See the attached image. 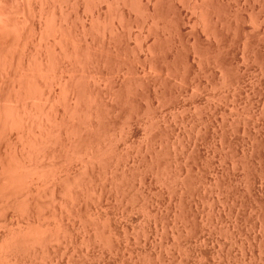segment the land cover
<instances>
[{
    "label": "rangeland",
    "instance_id": "374dc122",
    "mask_svg": "<svg viewBox=\"0 0 264 264\" xmlns=\"http://www.w3.org/2000/svg\"><path fill=\"white\" fill-rule=\"evenodd\" d=\"M9 1L7 0L8 7H11L12 9L14 7L13 10H15L16 12L10 13L14 14L12 15L14 16V18H21V16L25 15V13H21L20 7H16L20 5H18L15 0ZM90 1V3L88 1H85L88 2V5L87 3L85 5V2L82 3L83 5L80 4L81 6H79L78 10H69V13H71L72 15L71 20L73 21L72 31L76 27V29L80 31L82 25L86 27L87 25L89 26L90 23H93V19H91V16L92 13L97 11L101 13L100 16L105 20L100 19L101 23H99V28L97 27L98 23H96V26L94 25L96 21L89 27H87L88 29L83 28L85 30H88L84 31L83 33V35H86L84 36L86 38V43H89L87 47H89V50H92L94 46L101 51H105L109 47H111L113 48V53H117V57L115 56L117 60L116 58L112 57L109 59V62L107 61V63L101 59V61L97 65L99 68L96 65L94 66L96 67V69L98 68L99 71L101 70V72L105 75V77L102 78L97 72L94 74L95 76L96 74L99 75V77L96 76V78L99 79H96L94 76V79H96V81L91 78L95 81V86L97 85L96 87H99V89L101 87V89H103L102 92L104 91L103 98L107 96L105 98V101L107 99V102L109 100V102H111L110 98H112L111 96L113 95L109 92L110 87H108V84L109 86L111 83L115 85H123L121 82L124 81L125 77V79L131 78L129 80L131 81L130 83L132 92H134L133 89H135L132 88V86L135 87L134 83L141 82L142 88L147 94L146 97H148L139 98L141 100V103L143 102L142 104L138 102L139 105L141 104L140 109H137L138 111H140V113H136L137 110H134L135 112L133 111L129 114L131 116H129L127 115V112L124 108H118L119 110H113V112L108 115V122L116 127L115 132L117 134L115 141L121 146L123 145V147L121 148L122 150L120 149V151H125L126 154H124L125 152H122L123 155L121 154L123 156V160L121 158V162H119L120 168H117L119 166L115 167L119 163L114 165V161L113 164H111V167L109 165L108 168V165L104 168L105 164L101 162L100 163L102 164L101 166L103 169L107 168L106 171H108V174L105 173L106 175L111 176L110 173L114 170V168L116 169L114 170L116 171V174L119 169H123L124 173L126 172L127 174H125L129 175L126 177H129L130 181L133 180L134 183L137 182L136 184L139 183L143 185L144 189H147L148 193V196L146 198L147 205L151 208L153 207L152 209L154 211L156 210L155 214L153 215L148 213V211L142 206L141 199L137 195L133 194L135 192H133L132 187L130 189L129 185L131 183L127 184L129 187L128 188L126 186V182H122L123 186H126L125 188H123L122 186L123 190L128 188V190H125L126 193L122 192L123 190H119L116 192V190L113 189L115 187L113 185L115 184L113 182L114 180L112 179V176L110 177L111 179L106 177L105 179L113 180L112 182L106 181V183H112L111 187L113 188H111L110 184L108 183V185L106 184L105 186V183H103L104 177L101 176L105 171L101 169V167H98L100 164L97 165V163H95V167L93 166L92 170L98 171L95 169L97 167L99 171L103 170L102 174L100 176L98 175V177L103 178V180L100 179L102 181L100 182L98 179V183H103L102 185L106 187L105 189V187L103 186L105 192L104 189H101L102 192H104V196L101 200V209H103V211L105 210L106 212H104L108 213V216L109 214H111L109 217L110 219L112 218L111 220H113L114 222L117 221L115 223H118L119 226H117L118 228L120 227L119 230L122 229L120 230L121 239L119 240L121 241V243H123L122 246L126 248L123 249L122 247L121 250H118L119 252H108L105 250L106 248L103 245H98L99 247L95 246L97 247V250L94 248L96 256L95 258L99 260V264L100 262L101 264H253V262L254 264H264V0H214L216 7H218V12L212 14V23L214 22V30L218 34L214 36L215 38L208 33L207 29H205L204 24H202L203 21H201L200 16L197 15L199 13H194L196 11H194L195 7L193 6V0H161V8L159 6L160 13L163 12L161 14V20H168V16L172 14L171 16H174L175 19L173 24L176 30L173 29L174 31L169 30V27L162 26L161 24L158 25V28L160 27L159 29H154L150 25L148 26V23H142V17L139 10L141 11V9L146 5L144 1L147 2V0H124L126 1L127 6L130 5L131 7L129 6V8H127L128 13L124 12L125 20L123 19L122 21L119 18L117 19L114 10L111 9L115 8L114 6H110V9H107L108 6L106 5L108 4V0ZM13 2L17 5H13ZM91 3H93L92 5L94 7H92ZM117 3L118 5H121L120 3H122V0H117ZM147 3L151 6L152 3L154 4V0H148ZM136 5H138L139 7ZM140 6L142 7L140 8ZM76 12L77 16L75 17L74 14ZM36 14L37 13L34 14L35 16H37L34 19V21H36L35 23H32L31 21L27 22V24L31 28H29V30H26L27 40L23 45V50L26 54H28L31 50L34 51L35 47H37L36 49H39L36 41L39 32V28L37 29V24L40 23V21H38L39 19L36 20L38 18V14ZM47 16H50V14H47ZM46 19L48 20L49 18ZM41 21H44V19H42ZM48 21H46L47 24ZM261 21H263V23ZM93 25L95 26L94 29ZM114 27L116 28L114 29ZM47 33L51 34V31ZM109 33L112 35L114 33L117 39L115 38L114 41H111V39H109ZM167 33L175 38L177 44H180L181 51L176 54L175 48L170 49V47L166 46L160 49L161 51L159 50L157 60L154 64L151 63L150 65V62H148V52L150 51L149 47H151L150 45H152V43H158L162 41L164 42V38L169 37ZM160 36L162 38H159ZM49 38L51 37L49 36L48 39ZM49 41L51 40L49 39ZM245 42L247 43L244 44ZM195 44L202 46V48H210L212 46L213 48H215L216 46L220 45L221 49L222 46L219 58L222 59V61H220L225 65V72L227 73L228 78L227 85H223L225 83L221 80V76L223 74V69L221 68V66L209 60L201 61L199 59L198 53L195 51L194 47H192L195 46ZM21 47L22 46L20 45V50ZM36 49L34 52H36ZM34 52L33 54L35 55ZM89 53L90 52L88 51V54ZM85 54L87 55V53ZM176 55H178L179 57ZM36 56H38V53H36ZM173 56L174 58L178 57L181 61H183L179 69L178 65L177 67H175V65L172 64L174 67H170V63L173 62ZM106 77L108 78L107 81L100 80ZM92 81L90 82L92 83ZM127 81H124V83ZM108 92L109 96L111 95L110 97L108 96ZM150 93H152V95ZM153 93H155V96H153ZM156 93L159 94L157 95ZM55 98L53 99V101H56ZM57 99L59 100V102H61V99L62 102L58 103L57 100L56 103L54 101L55 104L58 105L57 110L59 109V111L56 110V115L58 113H61V115H63L65 113L63 112V108L66 104L63 105V108L61 104L64 103V98ZM112 100L114 99L112 98ZM143 104H147V106H150L149 108L147 107V111H141V106H144ZM56 105H54L55 109ZM31 111L28 110V113L26 114L21 113L20 111L22 117H25L24 115H28L26 116L28 118L25 117V120L27 119L28 121H24L23 118L21 120L20 117L19 123L21 124L23 122V124L20 125V129L23 128L22 130H18V123L13 124L10 121L15 113L12 114V117L10 116V113H8L6 119L9 120H7L6 124H4L5 126L2 125L3 129H0V133L2 132V136L0 135V167L5 166L10 171L19 169V173H21L20 171L23 172V169H25L26 172L29 171L28 175H30L29 173L38 172L43 168L42 165L48 164V157L46 158V156H50L48 153L50 150H52V147L54 145L53 142L57 140L56 137L58 135L57 132L52 129H55V127L59 125V122L57 123L55 121H52L53 116H51L52 120L49 121L55 124H53V126L51 124L50 126L49 121H46V124L43 128L38 121H41L42 118V122L47 120L45 119V115L48 114H46V110H43L45 112H42L43 115L38 113L37 110L35 111V109L32 111V113L37 112L36 114L34 113L35 115L29 113ZM29 114H31V117H34V119H37V121L34 120L35 123L29 116ZM39 115L43 117L38 120ZM61 115L57 116L59 117ZM126 115L129 116V118L126 117ZM57 116L56 118L59 121L60 117L58 118ZM29 117L32 120H29ZM48 117L50 118L49 114L46 118ZM73 120L75 119L73 118ZM32 122L35 125L32 124ZM123 123L124 125H122ZM28 124L30 126L33 125L34 127L32 126L31 128ZM25 125L27 128L30 127L31 131L33 129V134L31 133V136H28L30 135V130L27 135L26 131H28V129L26 127H22ZM50 127L52 128L49 130H52V132H50L53 135L48 131V128ZM58 127H61V125ZM15 130H17V132ZM41 130H43V132ZM22 131L23 133L26 132L25 135L29 137L27 138L28 140L30 138H32L33 140V137L35 136V139L37 140L35 142L37 143H39V140L43 141V138H47L44 141L48 140V145H45L46 143L43 141V143H45L43 145L47 146V149H45L43 145L39 147L40 144L37 145L34 143V145V140L32 142L30 140L28 141L27 139L25 140V135L23 133L19 134V132ZM21 134L24 136H21ZM158 134H160L161 136L163 135L162 138L164 136L165 137L162 140L156 142V148L162 149L164 146H168L173 158V167L179 170L182 173V176L186 177L187 175H191L195 177L194 181L198 180V183L195 181V185H198H196L195 187L194 185L190 187L188 189L189 192H187L186 195L187 197L184 198V200L186 199V203H184L182 208L184 207V212L187 215L185 217L182 216V218L180 217L181 215H178L181 209V205L177 203V195L173 193L172 184L161 180L158 177V174H156L155 170H147L148 172L144 170L145 177H141V175H144L142 172L143 170L141 171V174L140 168L139 172H137L134 167L137 165L136 168H138V164H145V162L149 160V155H151L153 151L150 150L151 148H149L150 146H148L147 144L150 143L152 137ZM49 144L50 147L48 148ZM146 145L148 147H146ZM23 147L25 148L23 149ZM21 148L23 150H21ZM147 148L149 150H147ZM10 150H12V152L14 151L13 153L16 152L17 156L15 155V153L12 159H10ZM30 150L33 151V153ZM56 151L54 152L52 159L49 158V162L53 161V163H55V167L57 166L58 159H62V155H60L59 152ZM40 152L42 153L41 156H39L41 154ZM34 153L36 155L40 153L38 154L39 157H44L45 155L46 156L45 158H42L41 161L38 156L37 159H35L36 157L34 156ZM141 155L143 157L145 156L148 159H146L145 157L144 159ZM79 161V156H75L74 158L71 157V160L69 161L70 164L68 163V166L70 170H72V172L73 170H78L81 168V164ZM123 162L125 163L123 164ZM37 163L38 166L36 168H38L39 166H41L42 168L39 167V170L35 171L36 168L33 169V167H35ZM34 164L35 166H33ZM140 165L139 167H141ZM47 166H50V164H48ZM47 166H44V168H49ZM121 166H127L124 167L127 169H121ZM20 167L23 169H20ZM99 171L95 172L96 175L101 173V171L100 173ZM185 171L187 172L184 173ZM105 174L103 176H106ZM127 181L130 182L129 180ZM107 186L109 190L107 189ZM99 187H101V185ZM114 192H116L117 195ZM118 192L121 193H119L121 197H119L120 195L118 194ZM122 193H124V195ZM45 196H47L46 193L42 194L40 199L44 200ZM85 200L83 201V204L81 202L82 208L85 205H92V203L93 205L96 204L95 200L93 199H90V201L89 198H86ZM120 201L121 203H119ZM123 204L124 206H122ZM42 207L44 209H47L45 208V205H43ZM11 210H9V212H11ZM11 215L13 226L17 225V220L20 221L21 218H23L17 213L15 214V211H12V214L9 213V216ZM14 215L15 218L13 217ZM33 218L35 220L37 219L35 217ZM3 229L4 227L0 228V230ZM195 251H198L197 254H195ZM75 259L76 264H96L89 256H81L79 254L77 255V257L75 256ZM65 261L66 257L63 255H59L57 263L53 264H72L69 260H67V262ZM36 262L32 264H44L39 260H37Z\"/></svg>",
    "mask_w": 264,
    "mask_h": 264
},
{
    "label": "bare ground",
    "instance_id": "6f19581e",
    "mask_svg": "<svg viewBox=\"0 0 264 264\" xmlns=\"http://www.w3.org/2000/svg\"><path fill=\"white\" fill-rule=\"evenodd\" d=\"M85 1H88L89 3L91 2L90 0H15V2L18 5H20V6H16V7H20L21 13H25L24 16H21V18H22L21 19V18H14V16H12L14 14H10V13H16V12H15V10H13L14 7H13V9L11 7H8L7 0H0V126H1L0 129L2 128V125L6 124L7 120H9V119H6L8 113H10L11 117H12V114L15 113V115H13V118L10 119V121L13 124L18 123L19 124V126L17 124V127H19L18 130H22L23 128L20 129V125L23 124V122L21 121L22 123L21 124L19 123L20 117H21V120L23 118L24 121H28L27 119L25 120V117L28 115H24L25 117H22V115L20 114V111H21V113L26 114V113H28V110L33 111L34 109H35V111L37 110L38 113H40V114H42V112L43 113L46 112V114L48 113L50 115V118L49 117L46 118L48 116V114L45 115V119H47V120H45L44 122H42L43 116H41V115L38 116L39 117L38 120L40 118H42L41 121H38V122L43 128L46 124V121L52 120L51 116H53V120H52L53 122L54 121L57 123L59 122L58 126L61 125V127H58V126L55 127L54 126L55 129H52L55 132H57L58 135L56 137L57 140H55L53 142L54 145L52 147V150H50L48 153L50 156H48V155L46 156L45 154H43L46 156V158L48 157L47 158L48 164H50V166H47L48 164L42 165L43 168L41 166H39L40 168H42L39 170L38 169L39 167L36 168L38 166V163L36 166L34 164L33 166H35V167H33V169L36 168L35 171L36 170H39V171L34 172V173H29L30 175H28L29 171L26 172V170L21 168V167H20V169H23V172L25 171L24 173L22 171H20L21 173H19L18 172L19 169H17V170L15 169L14 171H10L5 166L0 167V228L4 227L3 230H0V264H32V263H35L37 260H39L41 263L43 262L44 264H46V263L47 264L48 263L53 264V263H57L59 255H63L66 257L65 262H67V260H69L72 264H76L75 263V260H76L75 256L77 257V255H79V254L81 256L82 255L89 256L94 261V263L99 264V260L95 258L96 256H95L94 248L96 249L100 245H103L106 248L105 250L108 252H116L118 250H121L123 247L122 246L123 243H121V241L119 239H121L120 230H122V229L119 230L120 227L118 228V226H119L118 223H115L117 221L114 222L113 220H111L112 218L111 219L109 218L111 214H109V216H108L107 215L108 213H105L106 211L104 210L105 211L104 212L103 209H101L102 208L101 207V205H102L101 200H102V197L104 196V192L106 189L105 186L108 182H112L113 180H114L113 182L115 184V185H113V186H115L114 188L111 187L112 183L111 184L108 183V184H110V187L113 188L114 190H116V192L119 190L122 191L123 188H125L126 186L128 187V185H127L128 183H131L129 185L130 189L132 187L133 192H135L133 194L137 195L141 199L142 206L148 211V213L153 215V214H155V211H156V210L154 211L152 209L153 207L151 208L147 205V202H146V198L148 196L147 195L148 194L147 189L145 190L143 185H141L139 183L136 184L137 182L134 183L133 180L130 181V178L126 177L129 175H126L127 173L125 172L126 173L125 174L122 168L127 167V166H124V167L121 166L122 170L119 169V171H121V172L118 171L119 173L117 172V174H116V171H114V170H116L114 168L113 171L115 173L113 171L110 173L113 180L105 179V177L111 179L110 178L111 176H108L105 174L108 172L106 170L109 167V165L111 167V164H113V161H114V165L121 162V158L123 157L122 155L125 152V151L124 152L120 151V149L123 147V145L121 146L119 143H117L115 141L116 140L115 139L116 134H117L115 132L116 127L113 124L108 122V120H109L108 115L111 114L113 112V110H117L118 108H124L127 112V115L132 113L134 110H137V109L139 110L140 105L143 103V102L141 103V100L139 98L146 97L147 94L143 90L141 82H135L134 83L135 87L132 86V88H135V89H133L134 92H132L131 83H130L131 81L129 80L131 78L125 79L126 78L125 77L124 81H127V80L128 81L125 83H124V81H122L121 83L123 85H121V84L115 85V84L111 83L109 86V84H108V87H110L109 92L113 95V96H111V95L110 96L115 101L112 100V98H110L111 102H109L110 100L107 102V99L105 101V98L107 96H105V98H103L104 97V91L102 92L103 89H101V87H100V89H101L100 90L99 87H96L97 85L95 86L96 79H99V78H96V76L99 77V75L96 74V76H95L94 74L97 72L98 74H100V76L102 78L105 77L104 73H102L101 70L99 71V69H98L99 67L97 65L101 61V59L104 60L105 62H107V61L109 62L110 58H112V57L116 58L117 53H115V52L113 53V51H112L113 48H111V47H109L105 51H101L98 48H95L94 46H93L92 50L91 49L89 50V47H87L89 43H86V38L84 37L86 35H83V33H84V31H88V30H85V29H88L87 27H89L95 21L96 22L94 23V25L96 26L97 25L96 23H98V25H97V27H98L99 23H101L100 19H104L103 17L100 16L101 13H99L97 11L92 13V16L89 15L92 17L91 19H93L92 20L93 23L89 22L90 25L89 26L87 25L86 27H84V25H82L80 31L76 29L77 27L74 28V30L72 31L73 21L71 20L72 15H71V13H69V10L70 9L78 10L79 6H81L80 4H82ZM193 1H194L193 6L195 7L194 11H196L194 13H199L197 15H199L201 18V21H203V23L201 21L200 22L202 24H204L205 29H207L208 33L211 34V36H213V37L218 35L214 30V26H213L214 22L212 23V18H213L212 14L218 12V7H216L214 0H193ZM88 2H85V5H86V3L88 5ZM92 2H94V1H92ZM144 2L146 3V5L141 9V11L139 10V12L141 13V17H142V18L140 17L142 23H148L147 25L148 26L150 25L154 29L158 28V25L161 24L162 26L169 27V30H171V31L173 29L176 30L175 26L173 24L175 19H174V16H171L172 14L170 16H168L169 18L167 17L168 20H166V21L161 20V14L163 13V12L160 13V8H161L160 3L162 2L161 0H154V4L152 3L151 6L148 5V3H147L148 0H147V2L146 1H144ZM16 3L14 4V2H13L12 4L17 5ZM107 3H108L107 5L105 4L106 6H108L107 9L110 6L115 7V8H111V9L114 10L115 16L117 17V19L119 18L121 21L123 19L125 20L124 12H127V10H128L127 8H129V6H130V5L127 6L126 1L122 0V3H120L121 5H118L117 0H108ZM92 4L93 3H91V5ZM261 4H262V2H261ZM138 5H136V6H138ZM9 6H10V4H9ZM142 6H140V8ZM159 6H160V8H159ZM89 7H91V6H89ZM92 7H94V6L92 5ZM194 7H193V9H194ZM15 9H17V8H15ZM35 13L38 14V18L36 20L39 19L38 21H40V23H38V24L36 23L38 26L37 29L39 28V32L37 30L38 37H37V41H36V43L39 46V49H36L37 47H35L36 52H34L35 51V49H34V51L31 50V51H29L28 54H26V53H24L25 51L23 50V45L26 43V40H27L26 30L27 29L29 30V28H31V27H29L27 22L28 21H31L32 23L36 22V21H34L35 17H37L34 15ZM46 13L50 14V16H47ZM74 15L76 17L77 12ZM41 18L44 19V21H41L42 20ZM46 18H49L48 19L49 21ZM162 19H164V18H162ZM46 21H48V24ZM213 21H215V20H213ZM261 22L263 23V21H261ZM26 25H28V26H26ZM95 26L93 27V29L95 28ZM165 27H163V28H165ZM83 28H85V29H83ZM115 28L116 27H114V29ZM91 29H92V27H91ZM48 30L51 31V34L47 33V32H50ZM120 30H121V28H120ZM89 31H90V29H89ZM172 33H174V32H172ZM49 36L51 37V38H49L51 41H49V39H48ZM168 36H169L168 38L166 37L167 39L164 38L165 36L163 37L164 42L162 41V42H158V43H152V45H150L151 46V47H149L150 51L148 52V56H149L148 62H150V65H151V63L154 64L155 61L157 60L158 55H159V50L166 47V46L170 47V49L175 48L176 54L181 51V46H180V44L176 43L177 41L175 40V38L169 34H168ZM244 36H245V34H244ZM72 38L75 40H73ZM115 38H116V36L114 33H113V35L112 34L109 35V39H111V41H114ZM143 38H145V37H143ZM159 38H162V37L160 36ZM246 43L247 42H245L244 44H246ZM134 44H135V42H134ZM20 45L22 46L21 50H20ZM145 45H147V44H145ZM192 47H194L195 51L198 53L199 59L201 61H204V60L208 61L209 60V61L217 63L218 65L221 66V68L223 69L222 73L224 74V75L222 74L221 80H222V82L225 83L223 85H227V82H228L227 79L228 78H227V73L225 72V67H224L225 65L221 62L222 59L219 58L222 46H221V49H220V45L216 46L215 48H213V46L210 48L209 47L208 48H205V47L202 48V46L195 44V46H192ZM38 50H40V51H38ZM88 51L91 54L90 53L88 54ZM33 52L35 53V55L33 54ZM36 53H38V56H36ZM85 53H87V55L89 57L90 56L91 57L89 58ZM176 56H178V55H176ZM178 57H175V58H174V56L172 57L173 62L170 63V67H172L173 65H175V67H177V65H178V69H179V67L182 65L183 61H181ZM116 60H117V58H116ZM191 60H192V58H191ZM95 65L98 67L97 68L98 70L96 69V67H94ZM228 67H230V66H228ZM139 69H140V67H139ZM175 69H177V68H175ZM90 76H92V77H90ZM94 76L96 79H94ZM88 77H90V78H88ZM122 77H124V76H122ZM91 78H93L95 81ZM107 79L108 78L106 77V78L100 79V80L107 81ZM137 79H139V78H137ZM89 80L90 81L93 80L92 83ZM152 87H153V85H152ZM135 91H137V92H135ZM109 92H108V96H109ZM184 92H185V90H184ZM150 94L152 95V93H150ZM154 94L155 93H153V96H155ZM54 98L56 99V101L58 100L57 98H64V100H63L64 103L61 104L62 108H63V105L66 104V105H64L65 107L63 108L64 109L63 112H65V113L63 115H61V113L57 114V115H61V116H59L60 118L56 115V113H57V111H59V109L57 110L58 105L55 104V102H56L55 100H54L55 102L53 101ZM146 98H148V97H146ZM65 100H66V102H65ZM60 101L62 102L61 99H60ZM112 101H114V102H112ZM61 102H59V100H58V103H61ZM138 102H140L141 104L139 105ZM243 103H244V101H243ZM250 103H251V101H250ZM53 104L56 105V109L54 108ZM143 105L144 106H141L142 112L147 111V107L148 108L150 107L149 105L147 106V104H143ZM260 107H261V105H260ZM43 110H46V111L44 112ZM138 110L136 111V113L137 112L140 113V111H138ZM244 110H245V108H244ZM32 111L29 113H32ZM34 113H32V114H34ZM55 115L59 118V121ZM127 115H126V117H128V118H129V116H131V115H129V116H127ZM29 116L31 117V114H29ZM71 116H72V118H71ZM30 117H29V120L32 118L34 123H35L34 120L37 121V119H34V117H31V118ZM8 118H9V116H8ZM26 118H28V117H26ZM73 118L75 120H73ZM10 121H9V123H10ZM50 121H49V125L51 126V124H52V126H53V124H55V123H52ZM29 122H31V121H29ZM33 122H32V124H34ZM57 123H56V125H57ZM252 124H253V122H252ZM62 125H63V128H62ZM122 125H124V123ZM32 126H30V127L32 128ZM17 127H16V129H17ZM22 127H26V125L22 126ZM30 127H28V128L26 127L28 129V131H26L27 133L24 131L28 135V132L30 130V132H29L30 135H28V136H31V133L33 134V129L31 131ZM120 127H122V126H120ZM227 127H228V125H227ZM51 128L52 127L48 128L49 132L50 131L52 132V130H49ZM242 128H244V127H242ZM24 130H25V128H24ZM15 131L17 132V130H15ZM41 131L43 132V130H41ZM6 132H7V130H6ZM49 132H47V133H49ZM55 132H53V133H55ZM1 133H0V135H1ZM20 133H23V131L19 132V134ZM25 133H23V134L25 135ZM24 135L21 134V136H24ZM175 135H176V133H175ZM162 136L160 134H158V135L152 137L150 143H148L147 145L150 146L149 148H151L150 150L153 151L152 152L153 155L152 154H151L152 156L149 155L150 158H149V160H147V162H145V164L143 163L144 165L141 163V165L138 164V168H136L137 165L134 167H135L137 172H139V168H140V173L143 170L142 172L144 175H141V177H145L144 170L145 171H147V170L154 171L155 170L156 174H158V177L161 180L172 184L173 193H175L177 195V197H176L177 201H178L177 203H179V205H181V209H180L178 215H181L180 217L182 218V216L185 217L187 215L184 212V207L182 208L184 203H186L185 202L186 199L184 200V198L187 197L186 195H187V192H189L188 189L190 187H192L193 185H194V187L196 185H198V184L195 185L196 182L198 183V180L197 181L195 180L196 181L195 182L194 181L195 177L191 176V175H189V176L187 175L186 177L182 176V173L173 167V161H172L173 158L171 156L170 148L168 146L167 147L164 146L162 149L156 148V142L162 140L165 137L164 136L162 138ZM24 137H25V140L27 138H29L26 135ZM32 137H33V135H32ZM21 138H23V137H21ZM33 138H34L33 139L34 141L32 140V138H30L29 140L31 142L33 141V144L34 143L37 145L40 144L39 147H41V145H43L45 143H46L45 145H48L47 144L48 140L44 141L47 138L42 139L45 143H43V141H41V140H39L38 141L39 143H37V142H35V141H37L35 139V136ZM40 141H41V143H40ZM29 145H30V143H29ZM45 145H43V147L45 149H47L46 148L47 146H45ZM147 145H146V147H148ZM49 147H50V144H49L48 148ZM13 148H14V145H13ZM24 148L25 147H23V149ZM144 148H145V146H144ZM23 149L21 148V150H23ZM56 150L59 152L60 155H62V159L61 160L58 159L57 166L55 167L54 166L55 163H53V161L49 162V160H50L49 158L52 159L53 154ZM147 150H149V149L147 148ZM226 150H227V148H226ZM205 151H206V149H205ZM13 152H12V150L9 151L10 159H12L13 155L16 153V152L15 153H13ZM31 152L33 153V151H31ZM40 153H38V154H40ZM38 154L34 155L36 157L35 159H37ZM124 154H126V152ZM191 154H193V153H191ZM15 155L17 156V153ZM41 155H42V153L39 156H41ZM45 156L39 157L40 160L42 158H45ZM75 156H79V159H80L79 162L81 164V168L78 170H73V172H72V170H70V168L68 166V163L71 160V157L74 158ZM8 157H9V155H8ZM146 159H148V158H146ZM122 160H123V158H122ZM18 161H19V159H18ZM100 162L105 164L104 168L108 165L107 168L103 169L101 166L102 164ZM23 163H24V161H23ZM95 163H97V165L100 164L98 167L99 168L101 167V169H103L105 171L103 173L106 176H103L104 174L101 175L103 170L102 171L100 170L101 171V173H100L99 169H97L98 168L97 166H96L97 168H95V169L98 170L100 174L96 175L95 172H98V171L92 170L93 166L95 167ZM124 163L125 162H123V164ZM25 165H27V164H25ZM119 165H120V163L118 165H116L115 167H117ZM139 165L141 167H139ZM23 166H24V164H23ZM44 166L45 167L47 166L49 168H44ZM26 167H28V166H26ZM29 167H30V165H29ZM112 167H114V166H112ZM16 168H19V167H16ZM117 168H120V166ZM124 169H127V168H124ZM186 172L187 171H185L184 173H186ZM98 175L99 176L101 175L102 177H104L105 181L103 180V178L98 177ZM130 175H134V174H130ZM113 176H114V178H113ZM126 178H129V179H126ZM98 179L100 182H102L101 180H103V183H105L104 184L105 186L102 185L103 183H101V184H100V182L98 183ZM127 180H129L130 182H128ZM106 181H108V182L106 183ZM124 181L126 182V186H123L122 182H124ZM143 181H144V179H143ZM99 184L101 185L102 188L99 187L100 186ZM124 185H125V183H124ZM103 186L105 187V189ZM122 186H123V188H122ZM252 187H253V185H252ZM128 188L124 189L122 192L126 193L125 190H128ZM101 189H104V192H102ZM107 189H108V186H107ZM116 192H114V193H116ZM44 193H46V195H47V196H45L46 199H45V197H44V200L40 199L41 195ZM119 193L120 192H118V194ZM124 193H122V194L124 195ZM129 194H131V193H129ZM116 195H117V193H116ZM119 197H121V195ZM86 198L87 199L89 198V200L90 199L95 200L96 204L93 205V203L91 202L92 205H85V206L83 205L84 207L82 208L81 202L83 204V201ZM119 200H120V198H119ZM127 200H130V199H127ZM85 201H87V200H85ZM125 201H126V199H125ZM189 201H191V200H189ZM40 202H43V203H40ZM150 202H151V200H150ZM119 203H121V201ZM124 204L122 206H124ZM151 204H149V205H151ZM41 205L42 206L45 205V208H47V209H44ZM188 208H189V206H188ZM9 210H11V212H9ZM12 211H15V214L17 213L19 216L23 217V218H21L20 221L15 220L17 222V225L15 224L16 226H13V221L11 218L12 215L9 216V213L12 214ZM113 216H114V214H113ZM13 217L15 218V215ZM33 217H35L37 219L35 220ZM79 226H81L82 228ZM245 228H247V227H245ZM185 233H186V231H185ZM252 236H253V234H252ZM148 242H149V240H148ZM257 245H258V242H257ZM95 246H97V247H95ZM177 247H178V245H177ZM124 248L125 247H123V249ZM212 250H213V248H212ZM106 251H104V252H106ZM197 252L195 254H197ZM248 254H250V253H248ZM121 255H122V253H121ZM97 256H99V255H97ZM186 257H188V256H186ZM230 257H232V256H230ZM154 261H151V262H154ZM184 263H185V260H184ZM100 264H101V262H100ZM253 264H254V262H253Z\"/></svg>",
    "mask_w": 264,
    "mask_h": 264
}]
</instances>
